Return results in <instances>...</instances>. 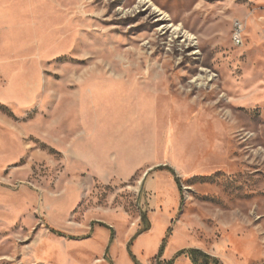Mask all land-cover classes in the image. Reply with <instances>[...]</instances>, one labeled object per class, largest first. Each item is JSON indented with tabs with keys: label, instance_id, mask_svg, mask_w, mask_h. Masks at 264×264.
I'll use <instances>...</instances> for the list:
<instances>
[{
	"label": "rangeland",
	"instance_id": "obj_1",
	"mask_svg": "<svg viewBox=\"0 0 264 264\" xmlns=\"http://www.w3.org/2000/svg\"><path fill=\"white\" fill-rule=\"evenodd\" d=\"M192 250L264 264V0H0V264Z\"/></svg>",
	"mask_w": 264,
	"mask_h": 264
},
{
	"label": "trees",
	"instance_id": "obj_2",
	"mask_svg": "<svg viewBox=\"0 0 264 264\" xmlns=\"http://www.w3.org/2000/svg\"><path fill=\"white\" fill-rule=\"evenodd\" d=\"M190 256H191L194 264H213V263L214 264H222L218 259L211 258L210 256L204 254L200 250L190 251ZM201 258H204V260H200Z\"/></svg>",
	"mask_w": 264,
	"mask_h": 264
},
{
	"label": "built area",
	"instance_id": "obj_3",
	"mask_svg": "<svg viewBox=\"0 0 264 264\" xmlns=\"http://www.w3.org/2000/svg\"><path fill=\"white\" fill-rule=\"evenodd\" d=\"M243 25L240 23L236 24V30H235V34H234V43L237 46H242L244 43V36H243Z\"/></svg>",
	"mask_w": 264,
	"mask_h": 264
}]
</instances>
